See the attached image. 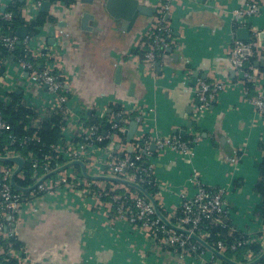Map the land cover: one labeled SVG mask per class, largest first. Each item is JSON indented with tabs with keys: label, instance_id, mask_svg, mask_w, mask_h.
Here are the masks:
<instances>
[{
	"label": "crops",
	"instance_id": "1",
	"mask_svg": "<svg viewBox=\"0 0 264 264\" xmlns=\"http://www.w3.org/2000/svg\"><path fill=\"white\" fill-rule=\"evenodd\" d=\"M247 1L139 0L142 6L155 11L151 16H138L129 30L123 29V19L113 18L104 6L95 14L94 7L81 0H59L50 3L47 11L31 8L28 0H0V15L20 3L26 23L32 22L28 21L26 9L36 18L40 12L51 17L50 23L39 28L35 36L29 37L27 33V37L31 48L46 51L43 59L36 60L37 65L42 67L47 58L54 73L64 81L68 102L62 113L61 145L78 141L79 118L84 116L88 122L90 117L99 118L97 114L101 112L105 114L102 120L107 123L114 118V108L133 120L141 115L142 122L131 143L125 141L126 134L123 139L118 135L111 137L95 152L100 159L104 158L106 150L118 157L129 153L131 144L144 136L179 135L189 140L198 132L201 142L195 147L192 159L170 151L155 153L151 158L152 175L157 184L153 197L165 217L173 222L179 193L195 192L191 184L193 169L208 185L217 187L231 182L233 190L228 193L222 212L210 222L208 232L216 228L225 237L249 239V245L260 247V253L254 254L257 258L264 250V217L260 209L264 196L257 190L259 184L264 185L261 172L264 119H258L255 109L240 98L238 86L220 92L205 115L194 118V90L198 81L236 82L227 54L231 39L228 18L224 16L225 29L218 30L204 26L196 19V13L213 12L220 17L223 11L231 13ZM165 2L171 5L172 48L161 57L160 68L155 67L154 73H150L141 63L138 45L152 24L158 6ZM260 2L259 15L248 19L247 28L250 37L252 31L263 32L261 44L264 47V0ZM119 6H115L116 12H120ZM86 12L94 13V18L87 21L85 29L81 20ZM232 32L235 35V31ZM52 37L56 40L53 47L48 44ZM0 104L5 108L21 105L32 110L34 116L28 118V128L36 127L55 106L44 85L28 71L21 70L17 62L2 57ZM104 165L98 162L88 168V173L107 175ZM68 172L75 173L74 168ZM89 182H94V187L122 191L121 185ZM27 204L17 226V241L26 247L33 264L211 263L208 252L200 257L183 256L165 246L159 238L145 235L116 219L110 201L98 200L85 186L72 191L59 190L52 197H39ZM209 235L211 237L210 232ZM239 250L236 251L237 263L251 251H245L239 260ZM224 255L232 260L230 252Z\"/></svg>",
	"mask_w": 264,
	"mask_h": 264
},
{
	"label": "built area",
	"instance_id": "2",
	"mask_svg": "<svg viewBox=\"0 0 264 264\" xmlns=\"http://www.w3.org/2000/svg\"><path fill=\"white\" fill-rule=\"evenodd\" d=\"M46 0H28L31 8L37 10L40 5ZM261 0H248L242 7L228 13L223 11L220 17L228 18L229 34L227 54L232 70L236 75V82L231 81H213L206 80L198 81L195 93V116L194 118H202L207 109L215 101L216 96L226 90L240 87V98L249 103L255 109V116L258 119H264V71L256 68L254 65L248 66V60L254 58V62H259L264 57V47L261 42L262 31H252V37L248 42L239 41L236 39L234 32L237 28L247 27L248 19L259 15L261 9ZM30 9H26L29 17L28 21H34L36 17L29 15ZM171 5L165 2L158 6L156 16L150 25L149 29L143 34L138 45L140 52L141 63L150 73H154L156 64H160L161 57L172 48V36L170 28ZM0 19L9 21L11 13L6 12L0 15ZM22 42L29 55V60H18L17 65L23 71L31 73L39 84L44 85L48 94L54 99V109L63 110L67 105V93L64 89L63 79L54 73L50 62L44 61L42 67L37 70L35 68L36 60H41L46 56V51H39L31 48V40L25 37L20 40L13 36H4L0 33V44L9 52L13 51L18 42ZM248 51V56H244L243 52ZM247 84L252 86L250 91ZM97 117L104 119L105 114L98 112ZM124 113L119 111L115 113L114 118L107 120L110 124V129L117 131L111 134L108 131H101L97 125H90L86 117L79 118V139L77 142L61 145L60 143L52 146L56 157L62 159V164L52 166L49 161L50 157H46L44 162H39L36 159L31 160L32 175L31 184L37 183L42 177L49 174L55 168L74 161L80 160L85 164L86 171L89 172V167H94L98 162L104 163L107 175L115 176L142 184H151L157 186L156 181L152 175V167L150 164L151 158L155 153H165L167 151L174 152L180 156L193 158L195 147L201 142V137L198 132L193 134L192 139L184 140L179 135H173L166 138H152L143 137L138 142L131 144L129 153L118 157L109 150L104 152V158L100 159L95 156L96 151H100L101 146L104 145L111 137L120 133L125 135L128 130L127 122L125 125L119 126L122 122ZM117 121V122H116ZM136 123L142 122V116L135 118ZM10 130L9 123L4 120L0 113V143L5 132ZM35 143L39 141L34 134L31 138ZM26 140H24L25 143ZM15 142V138H10V145ZM152 146L155 149H152ZM6 151L0 156L13 155L4 146ZM29 157H32L29 154ZM104 159V160H103ZM15 166L0 165V256L5 261L14 260L18 264H33L28 258V250L24 246L16 248L12 240H18L19 231L17 226L21 217V212H24L25 205L30 201L39 197H52L59 190H78L79 187L85 186L90 190L93 196L98 200H105L109 198L114 216L116 219L123 221L144 233L159 238L162 243L180 252L183 256L193 254L200 257L207 253L197 243L192 241L188 236L175 232L166 227L154 214V210L150 203L145 200L137 192L132 191L127 187L122 186V191L116 193L115 189L106 190L105 188L94 187V182L82 178L79 172H68V170L57 173L50 178L40 182L34 190L30 193L31 200L26 201L20 193H14L10 186L9 179L14 171ZM194 178H191L195 192L188 194V192L181 191L179 193V204L174 209L172 214L173 224L178 227L185 228L190 232L195 233L205 241L210 237L208 232V225L217 215L222 212L228 193L233 190V184L229 182L224 186H211L203 182L197 173L196 169L192 170ZM19 178L23 179L20 172ZM27 186V187H29ZM264 236V232H263ZM207 242V241H206ZM249 239H242L230 245H225L222 241H217L215 248L223 253L228 251L232 254V260L237 262L236 251L244 245H249ZM264 247V244L262 245ZM262 247V248H263ZM210 264H218L215 262L213 256L210 257ZM253 251H247L243 256L240 264L250 263L255 260ZM214 260V261H213Z\"/></svg>",
	"mask_w": 264,
	"mask_h": 264
},
{
	"label": "trees",
	"instance_id": "3",
	"mask_svg": "<svg viewBox=\"0 0 264 264\" xmlns=\"http://www.w3.org/2000/svg\"><path fill=\"white\" fill-rule=\"evenodd\" d=\"M49 3H55L59 0H46ZM69 2V1H67ZM21 5L20 3H17L14 6L9 7L6 9V12L11 13V19L9 21H5L3 19H0V31L4 36H10L11 34H15L17 30L21 27L27 28V33L29 37L35 36L39 28H41L43 25L50 23L51 17H49L46 13H39L38 17L30 22L26 23L21 15ZM16 37V36H15ZM8 58L14 62H17L18 60L24 59L29 60L28 52L25 49V46L21 43H17L14 50L9 52L6 48H4L0 44V58ZM31 60V59H30ZM255 59L251 58L248 60L247 65H254ZM35 68L39 70L41 68V65H37L35 63ZM261 71H264V68H260ZM247 88L251 91L252 86L250 84H247ZM9 107H3L0 104V113L4 120H6L10 125V130L5 132L1 143H0V154H4L6 151L4 150V146L7 147L9 151L14 152L15 154H19L24 159V166L22 168V175L23 179L16 177V183L17 185L21 187H27L31 184V175H32V163L31 160L36 159L39 162H44L46 157H50L49 161L52 164V166H57L62 164V159L55 156V153L53 152L52 146L57 145L61 143L63 133H62V127H63V110L61 109H54L49 112L46 118H44L40 123L33 128H28L29 120L28 118L34 116V113L32 110L26 109L25 107L18 105L16 107L11 106ZM119 108H114L113 113L119 112ZM122 122H119L118 125L122 126L127 124L129 125L133 117L124 116L122 118ZM130 122V123H129ZM88 124L90 125H97L101 131H108L111 134H115L117 131L110 129V124L106 123L105 120L99 119V118H89ZM126 125V126H128ZM36 135L39 139L37 143H35L30 138L33 135ZM117 135L120 138H124L125 136L117 133ZM14 137L15 142L10 145V138ZM186 139V138H184ZM24 140L25 143H24ZM29 154H31L32 157H29ZM0 165L3 166H13L11 163H0ZM74 171L78 172V167H74ZM261 172L264 174V162L261 165ZM142 186L146 189V191L151 194L152 196H155L157 193V188L154 185L151 184H142ZM80 188V187H79ZM14 190V189H13ZM108 190V189H106ZM257 190L264 196V185L259 184L257 186ZM133 191V190H132ZM116 193H119L121 191H115ZM14 193H20L16 190H14ZM21 196L26 200H31L30 195L28 193H20ZM106 201L109 200L108 197L105 198ZM263 211V217H264V203L262 204V207L260 208ZM210 224V223H209ZM209 229V225H208ZM212 229L210 228L209 232L211 234V237L207 238V242L215 247V244L217 241H222L225 243V245H230L231 243H235L237 241L242 240L244 237L241 236H234L232 238L225 237L223 235L222 231H219V229ZM246 239V238H244ZM14 243V246L16 248L20 247L21 244L17 240H12ZM0 244H4L3 241H0ZM240 249V250H239ZM238 256L239 260L242 258V254L247 250L254 251V254L260 253V247L257 245H244L241 248H239ZM229 256V255H228ZM0 262L1 264H18L14 260L5 261L2 256H0ZM260 264H264V261H262Z\"/></svg>",
	"mask_w": 264,
	"mask_h": 264
},
{
	"label": "water",
	"instance_id": "4",
	"mask_svg": "<svg viewBox=\"0 0 264 264\" xmlns=\"http://www.w3.org/2000/svg\"><path fill=\"white\" fill-rule=\"evenodd\" d=\"M82 3L87 4L91 7H94L95 14L97 12V10H99L101 8V6H104L105 11L111 15L113 18H121L123 19V29L125 30H129L136 22L138 16L142 15V16H151L152 12L155 11V9H148L144 6H142L139 3V0H81ZM116 5H120V12H116L115 10V6ZM50 7V3L49 2H43L40 5V11H47ZM94 18V13L90 14V13H84L82 16V25L83 28H85V24L87 23V21L89 19H93ZM196 19L198 21H200L204 26L207 27H215L218 30H224L225 29V22L224 19L219 17L216 13L213 12H198L196 13ZM86 29V28H85ZM11 37L16 36L17 38H19L20 40L24 39L27 36V28L25 27H21L18 29V31L15 34H11ZM235 36L236 39L239 41H244V42H248L250 40V31L248 30L247 27H240L237 28L235 31ZM49 46H55L56 45V40L52 37L51 40L49 41ZM168 53L171 52V49L167 50ZM248 51H244L243 55L244 56H248ZM254 66L256 68L258 67H264V59L260 60L259 62H255ZM160 68V64L157 63L156 64V69ZM118 69H117V76H118ZM194 77L197 78V73H194ZM117 122V121H116ZM138 127V123H136L135 121H132L129 124L127 133H126V138L125 141L127 143H131L134 135L136 133V129ZM152 149L154 150L155 147L152 146ZM0 163H11L15 166L14 171L12 172L10 179H9V183L10 186L20 192V193H30L32 190L35 189V187L42 181L46 180L47 178H50L51 176L66 171L70 168H74V167H78L79 169V173L82 176V178L89 180V181H106V182H110L116 185H121L123 187H127L135 192H137L139 195H141L145 200H147L150 205L152 206L153 210H154V214L155 216L168 228L174 230L175 232L184 234L186 236H188L192 241H194L195 243H197L200 247H202L204 250H206L208 253H210L211 256H213L216 259L221 260L224 264H240L237 262L232 261L231 259L227 258L223 253H220L216 248L212 247L211 245H209L204 239H202L201 237H199L198 235H196L193 232H190L189 230L182 228V227H178L175 224H173L169 219H167L165 217V215L162 213V211L159 209L158 204L156 199L149 194L146 189L141 186L140 184L127 180V179H123V178H119V177H115V176H107V175H101V176H94L89 174L86 171L85 168V164L80 161V160H74L68 163H65L57 168H55L53 171H51L49 174L45 175L44 177H42L37 183H35L32 186L29 187H21L19 185H17L16 183V177L18 176V174L22 171V168L24 166V159L19 155V154H13V155H6V156H0ZM262 260H264V250L261 253V255L259 257H257L255 260H253L250 263H246V264H259ZM1 264V262H0Z\"/></svg>",
	"mask_w": 264,
	"mask_h": 264
}]
</instances>
